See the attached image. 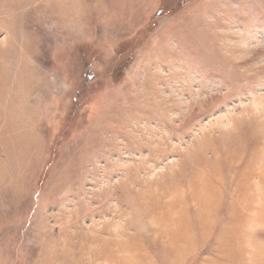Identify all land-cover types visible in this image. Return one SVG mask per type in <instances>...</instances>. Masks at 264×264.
Here are the masks:
<instances>
[{"label": "rangeland", "instance_id": "obj_1", "mask_svg": "<svg viewBox=\"0 0 264 264\" xmlns=\"http://www.w3.org/2000/svg\"><path fill=\"white\" fill-rule=\"evenodd\" d=\"M263 133L264 0H0V264H264Z\"/></svg>", "mask_w": 264, "mask_h": 264}, {"label": "bare ground", "instance_id": "obj_2", "mask_svg": "<svg viewBox=\"0 0 264 264\" xmlns=\"http://www.w3.org/2000/svg\"><path fill=\"white\" fill-rule=\"evenodd\" d=\"M263 137H264V135H263ZM262 145H264V139H263ZM223 147H224V149L227 148V146H223ZM234 150H236V149H234ZM211 151L213 152L214 150L211 148ZM229 157H230L229 162H233V161H231V160H233L231 158L232 156H229ZM220 173H221V171H220ZM221 176H222V174H221ZM253 177L254 178H260L261 179L260 182L264 183V150L261 147H259L255 150V152L253 153V155L251 157L250 162L248 163L247 167L244 169V172H242L241 176H240L241 179L246 180V186H249V188L252 190L254 188L255 189L259 188L258 185L254 184L252 182ZM210 179L220 180L219 179V171L216 169V164H213L212 162H209V164H206L204 162H200L199 165L197 166V170L189 175L188 180L186 179L187 180L186 183L184 182L186 180L181 179L177 184L172 186V189L170 191L165 192V196L169 198V201H168V203L162 205L161 212L158 214V216L156 218L157 223L160 224L157 235H159L163 238H169L170 240H174L177 242L178 241L181 242L182 240L187 238V235L189 234V232H191V227H190V223H189L190 220L188 219V217L186 219L185 211H183L181 209L182 200L184 199V196H183L184 191H185L184 186L186 184L187 187L190 186L195 191L194 194L192 196H190L191 197L190 202H193V200L195 201L196 196L198 197V194H199V195H202V197H200L198 199V202H200V203L206 202L209 205H211V204H213L214 199L212 198V196H210L207 199L205 197V194H204V193L209 192V191H211L212 194L217 193V190H215V187L213 185L211 188L209 187V184L211 185V183L209 181ZM258 190H260V189H258ZM242 198H243V196H242ZM260 200L264 204V196L262 198H260ZM254 201H255V198L253 196L249 195L245 198L244 210L241 211V212H243L244 215L247 213V210H249L251 207H253ZM195 203L197 204L196 201H195ZM197 205H199V204H197ZM199 208H200V206H199ZM245 221H248V220L245 219ZM245 221H242L241 228L244 231L248 232V229H246V226H247L248 222H250V221H248V222H245ZM255 221H257V222L264 221V212L258 214ZM188 223H189V225H188ZM232 237L234 238V241L240 240L239 236L237 234H235V235L233 234ZM247 245H249L248 242H247ZM137 262H138V260H137Z\"/></svg>", "mask_w": 264, "mask_h": 264}]
</instances>
